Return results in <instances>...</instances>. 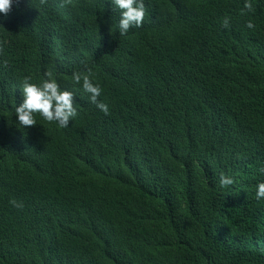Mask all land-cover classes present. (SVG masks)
I'll list each match as a JSON object with an SVG mask.
<instances>
[{"label":"trees","instance_id":"1","mask_svg":"<svg viewBox=\"0 0 264 264\" xmlns=\"http://www.w3.org/2000/svg\"><path fill=\"white\" fill-rule=\"evenodd\" d=\"M55 2L14 0L0 53V264H264V0H144L124 35L112 0ZM49 69L77 115L23 127Z\"/></svg>","mask_w":264,"mask_h":264},{"label":"clouds","instance_id":"2","mask_svg":"<svg viewBox=\"0 0 264 264\" xmlns=\"http://www.w3.org/2000/svg\"><path fill=\"white\" fill-rule=\"evenodd\" d=\"M28 1L46 4L48 0ZM54 1H56L54 4L57 5V0ZM15 2L18 4L19 0H15ZM13 3L14 0H0V53L3 52L4 45L8 46L10 44L12 31L14 29H19L18 23L17 26L13 27V16L18 14V11L14 14L13 12L10 13ZM89 3L90 0H61L60 6H65L68 15L75 16L79 10H89ZM112 4L119 8L112 10L113 15H116L121 10L119 20V31L121 35L126 34L132 26H142L146 13L144 0H112ZM244 8L248 11L254 10L251 0H245ZM229 26V18L226 17L223 21V27L228 28ZM246 26L248 28H253L254 24L249 20ZM46 32L47 31L44 33ZM62 35L66 38V34L63 33ZM116 38V43L119 44L118 36ZM49 42H52L59 51L64 50L63 45L66 41L60 35V38L57 39L53 37ZM105 43L108 47H115V43L109 39H107ZM4 66H7V61H4ZM92 75V69L87 68L86 72H74L72 79L76 84H81L82 82L83 89L90 94L91 102L105 114H108V105L98 99L102 92L101 86L93 82L91 78ZM44 76L46 78L39 83L32 82V77L30 76L24 77L22 81L23 102L15 108L18 123L23 127L34 126L37 124L35 114L38 113L48 122L55 121L58 122L61 127H67L69 119L77 115V110L73 103L74 93L70 90L61 89L51 69L47 70ZM260 171L264 173V168H261ZM233 183L234 179L231 176L221 173L219 184L222 188H226ZM256 197L257 199L264 198V182L258 184ZM10 203H12L14 207L23 208V202L12 200Z\"/></svg>","mask_w":264,"mask_h":264}]
</instances>
